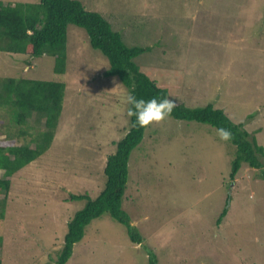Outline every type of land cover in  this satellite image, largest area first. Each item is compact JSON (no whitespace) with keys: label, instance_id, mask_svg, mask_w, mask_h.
I'll list each match as a JSON object with an SVG mask.
<instances>
[{"label":"rangeland","instance_id":"rangeland-1","mask_svg":"<svg viewBox=\"0 0 264 264\" xmlns=\"http://www.w3.org/2000/svg\"><path fill=\"white\" fill-rule=\"evenodd\" d=\"M80 1L127 45L150 47L134 61L167 88L168 98L191 107L213 103L244 122L264 148V0ZM108 65L75 24L67 28L62 73L53 71L52 56L0 51V77L65 84L51 144L10 176L0 206L3 264L56 258L52 245L62 242L67 221L84 204L69 196L94 198L102 190L106 156L130 123L129 90L118 76L103 75ZM36 117L29 135L39 129ZM20 127L26 129L0 110V145L29 142ZM233 156L234 147L209 124L171 116L153 122L131 152L122 201L144 240L131 242L126 227L104 213L86 225L65 264H147L150 254L160 264H264V179L246 164L230 179ZM227 194V212L216 224Z\"/></svg>","mask_w":264,"mask_h":264},{"label":"trees","instance_id":"trees-1","mask_svg":"<svg viewBox=\"0 0 264 264\" xmlns=\"http://www.w3.org/2000/svg\"><path fill=\"white\" fill-rule=\"evenodd\" d=\"M69 24L84 28L90 45L107 58L109 65L103 71L104 76H118L137 97L168 98L167 88L142 71L134 61L137 55L150 47L127 45L120 32L114 30L103 15L88 10L80 0L17 1L13 4L0 0V51L24 53L29 58L52 56L53 71L62 73L66 69ZM64 93L65 84L62 81L0 77V110L6 109L11 124L26 127H20L18 134H28V126L35 129V125L29 124L34 114L37 116L35 122L39 125L35 135L34 131L33 136L28 134L29 142L0 145V169L4 176L0 178V191L5 192V197L0 199L2 208L11 182L10 176L36 160L51 144L62 112ZM171 117L209 124L215 129L227 128L232 133L228 142L234 147L230 179L235 177L243 164L257 168L259 177L264 179V164L260 160V157H264V148L244 127V122H233L222 108L215 107L213 103L193 107L176 103ZM129 120L126 132L115 142V151L106 156L102 190L94 198L86 193L69 196L71 200H84V204L67 221L62 242L52 245L51 250L56 252V258L48 262L47 257L44 264H65L72 256L74 244L83 237L86 225L104 213L126 227L131 242L140 244L144 240L127 212L122 209L130 155L141 142L146 129L135 123L134 116L129 117ZM229 201L230 194H227L216 224L225 216ZM0 264H3L1 257ZM147 264L160 263L150 254Z\"/></svg>","mask_w":264,"mask_h":264},{"label":"clouds","instance_id":"clouds-1","mask_svg":"<svg viewBox=\"0 0 264 264\" xmlns=\"http://www.w3.org/2000/svg\"><path fill=\"white\" fill-rule=\"evenodd\" d=\"M124 102L128 105V116H134L135 123L140 127H147L153 122H161L169 118L177 103L176 100L167 97L153 96L150 99H144L137 97L132 91L125 94ZM216 133L224 141L232 138L231 131L224 127L217 128Z\"/></svg>","mask_w":264,"mask_h":264}]
</instances>
